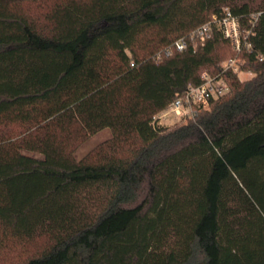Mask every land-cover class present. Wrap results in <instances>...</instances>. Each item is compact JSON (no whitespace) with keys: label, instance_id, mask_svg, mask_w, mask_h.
Here are the masks:
<instances>
[{"label":"trees","instance_id":"1","mask_svg":"<svg viewBox=\"0 0 264 264\" xmlns=\"http://www.w3.org/2000/svg\"><path fill=\"white\" fill-rule=\"evenodd\" d=\"M0 264H264V0H0Z\"/></svg>","mask_w":264,"mask_h":264},{"label":"built area","instance_id":"2","mask_svg":"<svg viewBox=\"0 0 264 264\" xmlns=\"http://www.w3.org/2000/svg\"><path fill=\"white\" fill-rule=\"evenodd\" d=\"M217 24L223 31L225 37L230 38L237 49L241 47V29L239 18L226 9L223 16H214L212 20L204 23L192 32V37H199L203 41L210 33L213 24ZM188 41L185 36L174 41L172 46L166 49L170 54L172 49L183 50L187 47ZM250 47V45H247ZM263 58L262 54L258 56ZM223 70L233 69L238 71L237 58L226 59L222 62ZM202 83L199 85L189 86L178 98H176L166 111L175 113L178 117H193L199 114L203 109L210 106V100L216 99L225 94L229 90V84L222 76L213 77L208 73L202 74ZM164 110V111H165ZM163 112V111H162ZM160 114V113H159ZM157 115L158 120L160 119Z\"/></svg>","mask_w":264,"mask_h":264},{"label":"rangeland","instance_id":"3","mask_svg":"<svg viewBox=\"0 0 264 264\" xmlns=\"http://www.w3.org/2000/svg\"><path fill=\"white\" fill-rule=\"evenodd\" d=\"M225 61V60H224ZM239 75L242 79H248L253 76L250 71H240ZM159 122L164 125H172L183 119V117H178L175 113L168 111H163L159 114ZM112 136V130L109 127L103 128L100 131L91 135L85 142H83L75 151L74 155L77 159L83 158L89 151H91L99 143L108 139ZM30 255V252L27 256Z\"/></svg>","mask_w":264,"mask_h":264}]
</instances>
